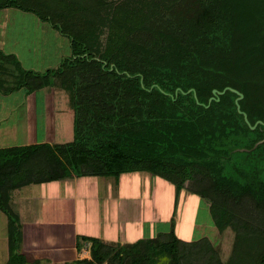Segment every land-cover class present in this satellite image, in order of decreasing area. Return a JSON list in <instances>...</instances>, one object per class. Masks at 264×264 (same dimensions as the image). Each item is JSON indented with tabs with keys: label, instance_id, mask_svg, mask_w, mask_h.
Instances as JSON below:
<instances>
[{
	"label": "trees",
	"instance_id": "obj_1",
	"mask_svg": "<svg viewBox=\"0 0 264 264\" xmlns=\"http://www.w3.org/2000/svg\"><path fill=\"white\" fill-rule=\"evenodd\" d=\"M3 7L33 11L71 48L42 73L0 50V69L18 70L7 91L52 87L72 110L70 140L0 148L6 264H26L15 189L134 171L200 197L220 233L233 225L229 258L206 237L179 238L172 222L133 243L91 239L90 258L72 264H264V0H0Z\"/></svg>",
	"mask_w": 264,
	"mask_h": 264
},
{
	"label": "crops",
	"instance_id": "obj_2",
	"mask_svg": "<svg viewBox=\"0 0 264 264\" xmlns=\"http://www.w3.org/2000/svg\"><path fill=\"white\" fill-rule=\"evenodd\" d=\"M6 28L0 27V50L13 54L22 65L16 49L7 44ZM17 74L14 64H4L0 83L14 80ZM23 88L0 90V148L70 140L72 110L61 91L52 87ZM114 182L110 176L72 175L15 189L11 201L21 223L20 252L26 264H72L90 258L91 239L124 244L154 237L156 234L148 230L157 222L153 217H158L152 201L136 198L134 185H122L127 189L124 195L120 193L122 186ZM199 199L193 194L186 196L178 216L169 201L164 224L170 228L173 222L175 234L183 240L206 237L220 246L222 238L216 243L215 239L225 233L219 232L208 203H203V215L199 211V215L188 216L189 209L200 210ZM148 234L150 237H146ZM3 245L9 256L8 236Z\"/></svg>",
	"mask_w": 264,
	"mask_h": 264
},
{
	"label": "rangeland",
	"instance_id": "obj_3",
	"mask_svg": "<svg viewBox=\"0 0 264 264\" xmlns=\"http://www.w3.org/2000/svg\"><path fill=\"white\" fill-rule=\"evenodd\" d=\"M3 26L7 27V44L16 49L22 65L19 64L24 69L42 73L47 69L57 68L64 57L71 55L70 42L67 36L61 34L57 28L52 27L47 21L41 20L33 11H25L16 7L0 8V27ZM15 82L16 80H8L6 84H0V88H6V90H8ZM24 88L26 89V87ZM126 175L135 177L134 179L130 177L127 178ZM112 178L115 181L114 185H134L136 198H140L142 201L144 199L152 201L153 206L156 207L155 211L158 212V217H153L157 222L148 229L151 231L149 234L152 235H157L158 232H164L169 229V227L164 224L165 216L170 208V204H168L169 201L171 202L172 200L171 206H173L174 214L176 212L178 216L177 211L180 206L182 207L183 204H186V196L189 197L192 195L187 193L184 189L179 191L176 190L172 183L146 171L128 172ZM126 191L127 189H125V186L120 188V193L126 195ZM39 194L40 193H38L36 197ZM29 197H32V195ZM200 203L202 209H189V217H194L193 215H197V213L199 215V211L201 212V215L204 214L203 203L206 202L201 199ZM124 214L126 213L124 212ZM159 217H162V219ZM227 218L232 219L230 215H228ZM226 221H228V219H226ZM234 229L233 225L227 226L222 233H225L228 236L224 238L225 234H220L218 235V238L215 239L216 243L222 238L221 245L219 246L221 250L220 257L225 261L230 256L233 236L236 231ZM6 230L7 218L6 215L0 211V264H3L8 257L6 246L4 249L3 245L5 237L7 236ZM149 234L146 237H150Z\"/></svg>",
	"mask_w": 264,
	"mask_h": 264
},
{
	"label": "water",
	"instance_id": "obj_4",
	"mask_svg": "<svg viewBox=\"0 0 264 264\" xmlns=\"http://www.w3.org/2000/svg\"><path fill=\"white\" fill-rule=\"evenodd\" d=\"M112 65L109 67V69H112ZM140 81H141V83H142V77L140 78ZM231 89V88H230ZM231 90H233V89H231ZM233 91H235V90H233ZM223 92V91H222ZM222 92H217L215 89L213 90V93L214 94H217V93H222ZM194 95H195V92H194ZM242 98V94L241 93H239L238 92V97L236 98V100H235V102L237 103L238 102V100L239 99H241ZM237 109L239 110V105L237 104ZM240 111V110H239ZM244 119H245V121L247 122V118H246V115L244 114ZM255 125H256V123L254 124V125H252V126H250L252 129L255 127Z\"/></svg>",
	"mask_w": 264,
	"mask_h": 264
}]
</instances>
